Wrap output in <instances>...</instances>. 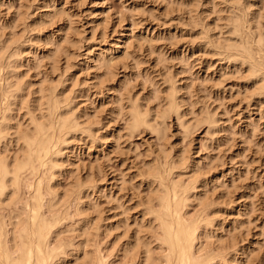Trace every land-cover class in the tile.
<instances>
[{
    "label": "rangeland",
    "instance_id": "374dc122",
    "mask_svg": "<svg viewBox=\"0 0 264 264\" xmlns=\"http://www.w3.org/2000/svg\"><path fill=\"white\" fill-rule=\"evenodd\" d=\"M257 26L264 30V0H0V39L15 38L22 83L21 96L8 101L9 131L28 124L39 84L50 81L65 91L71 114L93 127L63 143L53 178L48 173L59 194L84 185L80 214L78 190L55 208L65 214L52 235L66 243L57 263L89 264L100 249L107 264H143L142 247L126 253L138 231L155 250L145 263L163 264L157 221L147 209L157 186L150 185L148 167L175 160V180H197L188 215L206 210L214 221L200 238L204 253L220 252H212L218 254L212 264H264V85L235 49L242 39L250 45ZM99 57L110 66L99 65ZM167 91L175 92L181 111L167 116L164 133L128 128L122 103H141L154 115L163 111ZM208 113L211 125L203 119ZM14 135L0 147L10 155L18 151ZM27 197L22 186L11 203L1 201L0 217L24 213ZM88 218L87 247L81 228ZM82 245L94 252L84 263L74 258L83 256Z\"/></svg>",
    "mask_w": 264,
    "mask_h": 264
},
{
    "label": "bare ground",
    "instance_id": "6f19581e",
    "mask_svg": "<svg viewBox=\"0 0 264 264\" xmlns=\"http://www.w3.org/2000/svg\"><path fill=\"white\" fill-rule=\"evenodd\" d=\"M55 13L57 14L58 11L56 10L54 14ZM258 21L259 19L255 21L257 22V25L260 24V21ZM240 25L241 23L236 21L233 25L234 29L238 30ZM256 28L258 29L255 30L256 32L254 33L251 42H249L250 45L244 44V40L242 39V37H240L242 39V44L239 46L236 45L238 49H235L242 53V56L244 58L240 55L243 58L242 60L240 59V61L242 62L244 60V63L248 64L247 70L253 73L255 78L258 79L256 80V83L260 81L261 83L263 82L264 85V65L262 64L264 62V30L259 28V26H257ZM13 40L11 38L9 40L0 39V71H2V73L4 72L5 74V82L4 84L1 83L2 85L0 87V102H2V106L0 108V114H2L0 118V147L1 145H7L6 142L9 140L7 138L9 135L11 136L9 141H11V139H13L12 135L15 134L14 141L18 146V151L15 154L10 155L9 153L4 152L5 148L4 151L0 149V203L4 202V200L11 203L14 198H17L19 190L22 186H25L27 188L28 197L24 201L25 210H23L24 213L22 212L24 215L21 212L16 211L8 218V220L0 217V263L66 264L65 262L57 263L56 261L61 255L65 254L66 243L64 244V246L63 243L65 241H63V243L62 241L57 242L55 240L59 239V237L57 239L52 238V235L55 233L62 220H65V216H62L65 214L61 213L62 215H60L59 212L57 213L55 208L57 207V205L62 204V201H65L66 198L68 200L69 196L73 195L78 190L77 196L79 198V205L76 204V209L78 213L81 210L83 211V207L82 205H80L82 201L80 197L82 192L84 191V185L79 182L77 183L78 185H74L66 189L64 192H61L62 195H60L61 193L59 194L58 190L52 189L51 182L49 181L50 179L48 180L47 177L49 173L53 178V175L56 172L54 170V167L56 166V164H58L57 161L59 160V158L57 160V157H59V155L61 154V149L64 145L63 143H65L71 135L74 136L76 132L79 131L81 133L86 132L90 135L91 132L93 133V127L89 128L88 126L87 128L86 125L88 124H85L84 126V123H81L79 119L80 117L78 118L77 115L71 114L68 107L70 105L67 99V95L64 94L65 91L57 89V87H54L50 81V83L43 82L42 84H39L37 95L34 98V102H32L33 104H31L30 107L29 104L27 105L30 112L28 113V115L30 114L28 124L24 128H18L17 130H15V132L11 131V135V132L9 130L12 128L7 118L9 105L11 103H8V101L14 96V94L16 96H14L15 98H19L22 91V83L18 79L17 71L15 70V66L18 65V60L15 58L17 52L15 51V47L13 48ZM238 43H241V41H238ZM255 43L256 46L259 47V51L263 55V57H261L263 60L261 64L258 62L257 58L255 59V54L253 53L254 47L252 48V45H254ZM57 54L55 53V55ZM240 56L238 57L240 58ZM56 59L57 58L55 56V60ZM99 61V65L105 66V68L110 64L107 59L105 60L102 57L99 59ZM5 69L7 70L6 72ZM0 75L3 76V74ZM13 77L16 78L13 79ZM0 78L1 80H4L2 79V77ZM164 101L165 106L162 109L163 111H159L160 113L157 112L154 115L152 114V112H150L151 110L149 111L147 109V107L146 109H144L142 107L143 105H139L141 104L139 102V104L130 103L127 106L125 105L126 107H124L122 103L120 106V111L126 110L125 114L129 125L128 128L132 130H139V128L144 125L152 128V130L154 128H156L154 130L158 129L156 132L159 133L160 136L165 131L167 116H169L171 112H176L179 115L181 111L179 108V100L175 92L167 91ZM208 114L209 115L206 114L207 116L204 114V116L206 117L203 116V119L211 125V118H213V116L210 117V113ZM85 127L87 128V130ZM184 159H186V156H184V154H181L179 161H182V164ZM169 163H171V161ZM173 163H175V165H172V163L167 165V163H165L166 165L162 164L164 166L160 165V167L156 163V165L152 164L151 166L149 164L150 167H148V171L152 176L150 185L153 186L155 183H157V186L154 187L155 189L153 191V196L149 198L151 202L149 207L147 205V209L150 210V214H154L155 216L154 217L152 215L155 218L154 221H157V226L154 227L157 228L156 236L157 234L158 236L156 238L160 242V251L165 252H162V255H160L159 257L156 256V258L158 257L160 262L162 261L163 264H212L213 259L217 257L220 252H213V250L210 249V251L212 250L213 253L218 254H213L212 252L208 253L209 250L207 253H204L205 249L202 246V242H200V238L203 233L206 237L208 236V229L212 226L214 227V221L209 218L206 210H203L197 216L188 215L186 207L189 204L190 196L195 191L194 189L197 188V180L193 182L191 180L188 183L183 180H175L173 176V168L176 166L175 160ZM179 163L181 162H178V164ZM25 174L29 176H26V179H24ZM46 179L49 181V184L46 182ZM153 204L155 206H153ZM47 211L48 213H50L48 214ZM146 213L149 212L146 211ZM90 219L91 218L86 219L83 223L84 227L81 228L83 229V234L86 235V242L84 241L86 246L87 243H89L87 241L89 240L88 234H90V228L91 226H93V223L92 221H90ZM78 233L80 234V232ZM141 233L142 232L138 233L137 231L136 236L134 235L135 237L133 242H130V245H127L128 247L126 253L128 254L129 252H131L132 255L134 251L137 252V249L142 247V250L144 251V255L142 258L143 262L145 263L148 260L151 261L153 256H155V250L153 252L150 240L147 241L145 238L146 236ZM84 245H82V247ZM86 246L83 247V256L79 257L75 254L74 258L76 259V262L78 260L83 261L84 259H86V257L93 255L92 253L94 252L86 249L88 247ZM96 251L98 252V254L95 253L97 254L96 256H91L93 262H96L95 264H107V257L103 255L100 249ZM219 256L221 257L222 255ZM87 259L90 260V257ZM92 260L90 261L91 263H93ZM90 262L88 263L90 264ZM77 264H82V262ZM131 264H135L134 261H132Z\"/></svg>",
    "mask_w": 264,
    "mask_h": 264
}]
</instances>
